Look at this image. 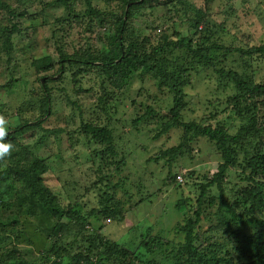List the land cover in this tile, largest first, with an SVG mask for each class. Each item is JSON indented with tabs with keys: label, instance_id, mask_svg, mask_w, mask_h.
<instances>
[{
	"label": "trees",
	"instance_id": "trees-1",
	"mask_svg": "<svg viewBox=\"0 0 264 264\" xmlns=\"http://www.w3.org/2000/svg\"><path fill=\"white\" fill-rule=\"evenodd\" d=\"M99 1L110 8L100 6ZM111 1L0 0V59L3 60L0 78L5 79L0 82V93L11 90L10 93L22 92L18 95L25 97L17 108V123L9 125L4 138L14 148L0 158V264H264V217L258 215L264 212V114L260 113L264 107V76L262 81L257 80L253 67L255 63H264V42L239 49L243 59L241 72L219 71L234 88L227 99L233 116L249 114L247 120L241 119L242 124L234 133L229 132L226 120L216 119L214 114H208L206 120L183 122L180 119L185 106L183 87L188 82L186 78L182 80L179 72L187 71L186 65L198 69L197 62L213 64L214 49L222 48L215 42L208 43L217 28L207 12L211 0H206V5L200 8L187 0ZM153 1L162 3L167 10V17L162 20L172 18L170 4L176 13L177 5L186 6L187 9H182L184 20L187 29L193 32L182 36L172 28L169 33V26L164 27L159 20L163 27L146 22L150 32L142 33L134 20L143 7H152ZM59 4L64 8L62 14L49 13L52 8L62 7ZM39 20L40 26L43 22L57 23L58 31L63 30L61 25L66 26L78 41L53 36L57 56H36L32 50H22L17 44L30 37L26 22L33 26ZM156 28H160L158 33ZM223 50L229 49L223 47ZM18 59L28 62L31 73ZM145 76L169 89L172 105L167 115H161L151 105L143 107L131 98L134 109L128 122L131 130L141 133L150 125L147 138H157L173 127L183 130L177 145L151 158L168 157L164 184L180 185L171 173L170 164L188 153V141L194 138L206 139L211 151L220 158L214 169L200 176L195 170L184 174V183L187 179L193 182L195 205L188 207L191 212L173 227L174 233L181 237L175 242L147 234L139 244L146 249L145 254H140L135 247L100 234V227L99 232L87 230L85 225L93 214L82 213L72 204L61 205L44 184V175L49 171L45 159L20 138L34 129L50 134L63 131L67 148L72 151L84 139L96 176L93 182L105 186L101 189L100 202L108 216L122 220L124 212L111 193L114 190L111 179L122 165L120 143L125 133L122 128L127 123L114 120L112 113H116L115 107L127 97L135 78L144 81ZM51 116L60 120L65 130L44 128V122ZM33 146L40 148L36 143ZM189 200L179 199L176 207L182 208ZM39 213L51 214L56 224L46 231L49 246L39 253L37 260L28 261L14 245L8 247L9 238L20 231L19 217ZM202 219L209 221L204 230ZM74 227L82 234L83 245L68 250L62 241ZM150 252L158 257L151 258ZM147 254L151 257L146 258Z\"/></svg>",
	"mask_w": 264,
	"mask_h": 264
},
{
	"label": "rangeland",
	"instance_id": "rangeland-1",
	"mask_svg": "<svg viewBox=\"0 0 264 264\" xmlns=\"http://www.w3.org/2000/svg\"><path fill=\"white\" fill-rule=\"evenodd\" d=\"M114 1L112 0L110 3ZM205 1L187 0L196 8L204 7L206 5ZM56 2L58 1L54 3ZM98 4L105 7V9L110 8L106 7L102 1H99ZM151 5L152 7H143L140 10L142 15H138L134 20L142 33L148 34L150 32V27L145 26L146 22H155V25L160 24L161 27L164 23V27L169 26V33L172 32L171 29L173 28L179 31L182 36L193 32L192 29H187L184 20L186 15L183 10L187 9L186 6L177 5L179 10L176 13L173 11V5L170 4L169 9L172 10L170 11L172 18L162 20L167 17V10H165L164 5L162 3L155 4L154 1ZM63 9V6L52 8L49 13L60 11V14H62ZM207 12L211 22L214 23V27H217L214 28V40L211 38L212 40H209L208 43L215 42L221 45L222 48L214 49L213 56L215 60L213 64L197 62L195 65L199 67L198 69H193L192 65H186L187 71L182 70L179 72L182 80L186 78L185 81L188 82L183 87L185 106L181 111L180 119L183 122L201 121L202 119L206 120L208 114H214L217 117L216 119L226 120L229 132L234 133L242 124L241 119L247 120L249 114H241L240 117L233 116L231 110H229L227 99L229 95L234 93V88L229 80L221 76L219 71L220 69H234L241 72L243 59L239 49L264 42V0H211V7ZM159 20H162V23ZM40 22V20L34 22L33 26L30 21L26 22V33L30 37L27 40L19 41L20 43L17 44L23 48L22 50H32L36 53V56L42 54L57 56L58 53L53 39L61 36L60 39L62 40L74 39L78 41L76 37H72L71 32L66 30V26L61 25L63 30L58 31L57 23L48 24L43 22L40 26ZM36 27L37 29H35ZM159 31L160 28H156L155 32L158 33ZM223 47L229 50H223ZM176 54L182 55L179 52H176ZM2 62L3 60L0 59V64ZM17 62L24 64V68L27 66V70L30 72L28 62H23L20 59ZM23 67L22 70H24ZM253 67L256 71L255 77L257 80L262 81L264 63H255ZM195 70L199 72L194 73ZM28 71L27 74H29ZM4 80L0 78V82ZM83 83H85V79ZM67 87L70 89L69 86ZM10 92H6L7 94L0 93V116L7 119L9 125L13 126L18 121L16 117L17 108L25 101V97L21 98L19 96L22 92ZM172 96L169 89L165 86H159L156 80L145 76L144 81H141L137 77L127 97L115 107L116 113H112L114 120L121 119L127 123L122 128L125 133L124 139L120 143L124 158L120 169L113 173L111 179V185H114V190H111V193L115 199L119 200L120 209L124 212L122 220H115L108 216V211L100 202L101 189L105 186L93 182L96 176L92 170L93 165L87 151L88 144L84 139L81 138L80 143L72 151L67 148L63 131L50 134L46 131L34 129L26 132L20 138L34 153L45 159L49 171L44 175V184L50 188L52 195L58 198L61 205L72 204L74 207L79 208L82 213L93 214L89 217V224L85 225L87 230L94 229L98 231L100 227V232L98 231L100 234L124 245L135 247L140 254H145L146 249L139 246V244L143 238L147 237V234L170 240L174 239L175 242L181 237V234L174 233L173 227L191 212V209L188 210L187 208L195 205L192 198L194 195L193 182L187 179V183H184V174L188 170H195L199 173V176L209 172L215 168L220 158L219 155L211 151L206 139L201 136L194 138L188 141V153L184 156H178L170 164L171 173L176 176L178 174L182 175L183 180L178 181L180 185L164 184V178L169 170V166L165 163L168 157H161L157 160L151 158H154L160 151L177 145L183 133L182 127H173L157 136V138H147L146 135L150 134L148 132L151 128L150 125L145 126L144 131L142 130L141 133L136 134L131 130L128 122L134 111L131 98H135L137 103H141L143 107L149 104L159 114L167 115V110L172 105ZM27 97L28 95L26 99ZM85 103L86 106L90 105L87 98H85ZM56 105L62 108L59 103H56ZM226 106L228 111L225 109ZM262 108L260 113L264 114V107ZM55 117L58 118L60 115ZM55 117H49L43 124L44 128H52L56 131L59 129L65 130L64 125ZM118 129H120V126H118ZM56 135L57 137H55ZM187 136H189V133ZM35 143L40 148L36 149L33 146ZM228 179H230V176ZM232 179L235 180L233 177ZM181 198H191L189 200L191 202L181 205L182 208H178L176 207L177 202ZM11 209L13 208L11 207ZM205 212L206 214L210 213L209 209ZM258 215L264 217V212H259ZM19 221L21 225L18 230L20 231L10 235V245L8 247L12 248L14 245L24 253L26 260L35 261L39 258V253L49 246L46 231L53 224H56V218L51 214L39 213L21 216ZM208 224L209 221L202 219L203 230L208 227ZM81 238L82 234L74 227L62 243L63 245L67 244L68 250H75L83 245V243H80ZM70 242H72V245L69 244ZM150 254H147L146 258L158 257L157 253L150 252ZM164 264L167 263L164 262Z\"/></svg>",
	"mask_w": 264,
	"mask_h": 264
},
{
	"label": "clouds",
	"instance_id": "clouds-1",
	"mask_svg": "<svg viewBox=\"0 0 264 264\" xmlns=\"http://www.w3.org/2000/svg\"><path fill=\"white\" fill-rule=\"evenodd\" d=\"M9 128V121L3 116H0V158L7 156L10 150L14 148V145L10 142L5 141V136L7 135Z\"/></svg>",
	"mask_w": 264,
	"mask_h": 264
},
{
	"label": "built area",
	"instance_id": "built-area-1",
	"mask_svg": "<svg viewBox=\"0 0 264 264\" xmlns=\"http://www.w3.org/2000/svg\"><path fill=\"white\" fill-rule=\"evenodd\" d=\"M176 178H177L179 181H181V180H182V175H181V174H178V175L176 176Z\"/></svg>",
	"mask_w": 264,
	"mask_h": 264
}]
</instances>
